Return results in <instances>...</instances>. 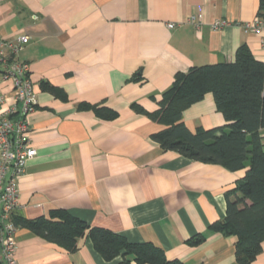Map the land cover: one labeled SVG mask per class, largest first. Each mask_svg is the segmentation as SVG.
I'll list each match as a JSON object with an SVG mask.
<instances>
[{
  "label": "crops",
  "instance_id": "0c3cea01",
  "mask_svg": "<svg viewBox=\"0 0 264 264\" xmlns=\"http://www.w3.org/2000/svg\"><path fill=\"white\" fill-rule=\"evenodd\" d=\"M260 0H0V34L29 37L19 59L30 64L37 109L30 116L28 160L20 180L18 220H49L65 210L91 228L132 244H152L169 261L238 264L224 221L226 195L245 176L219 164L163 149L159 109L178 73L232 63L241 47L264 62ZM202 15L201 22L191 19ZM216 21L229 25L214 30ZM175 24L170 29L168 24ZM0 76V93L11 95ZM116 113L102 118L96 108ZM191 132L226 125L212 93L183 113ZM19 264H122L105 260L89 234L69 251L19 226ZM131 264H138L129 257ZM254 264H264L262 253Z\"/></svg>",
  "mask_w": 264,
  "mask_h": 264
},
{
  "label": "trees",
  "instance_id": "16d2710c",
  "mask_svg": "<svg viewBox=\"0 0 264 264\" xmlns=\"http://www.w3.org/2000/svg\"><path fill=\"white\" fill-rule=\"evenodd\" d=\"M258 18L264 21V0H260ZM212 93L226 125L191 132L183 120L184 111ZM105 119L118 113L96 108ZM148 116L165 127L153 135L168 151L178 152L191 160L219 164L230 171L245 170V176L226 195L224 221L212 226L225 235L236 237L238 264H254L264 242V62L256 60L247 47H241L232 63L193 67L178 73L171 88L165 91L159 109ZM24 226L69 251L89 234L96 250L107 260L122 257V264H183L169 261L162 249L152 244H132L110 230L91 228L85 221L60 210L51 219L18 220Z\"/></svg>",
  "mask_w": 264,
  "mask_h": 264
},
{
  "label": "built area",
  "instance_id": "2783aa9c",
  "mask_svg": "<svg viewBox=\"0 0 264 264\" xmlns=\"http://www.w3.org/2000/svg\"><path fill=\"white\" fill-rule=\"evenodd\" d=\"M202 15L192 23L201 22ZM227 21L213 23L214 30L227 27ZM170 29L175 24H168ZM264 21L257 18L246 24L245 30L259 34ZM30 43L29 37L8 41L0 34V76L10 82L11 95L0 93V264H19L16 258L18 227L14 215L19 209L20 180L26 173L27 162L36 156L30 143V116L37 109V97L31 80L30 64L19 54Z\"/></svg>",
  "mask_w": 264,
  "mask_h": 264
}]
</instances>
